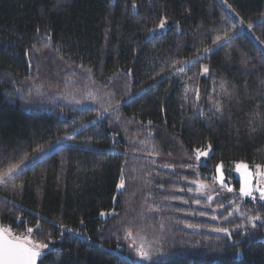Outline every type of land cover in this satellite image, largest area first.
Masks as SVG:
<instances>
[{
    "label": "trees",
    "instance_id": "16d2710c",
    "mask_svg": "<svg viewBox=\"0 0 264 264\" xmlns=\"http://www.w3.org/2000/svg\"><path fill=\"white\" fill-rule=\"evenodd\" d=\"M228 3L264 41V0ZM131 4L0 0V170L8 166L3 157L16 163L65 134L76 143L0 185V227L21 236L38 225L32 238L55 245L44 264H264V201L240 193L233 170L237 161L264 165L259 117L256 131L250 128L251 114H264L259 44L237 33L167 79L172 61L191 59L216 35L236 31L237 22L220 0ZM162 14L166 33L147 42V29ZM243 54L251 58L247 66ZM202 65L207 76L197 75ZM129 69L130 77L123 74ZM222 80L232 98L220 91ZM188 86L199 88V100L192 92L184 99ZM214 100L222 102V115ZM209 144L207 162H198L195 149ZM174 150L186 159L161 160ZM257 215L262 219L253 228L249 217ZM216 228L230 229L231 237ZM130 239L153 259L139 262Z\"/></svg>",
    "mask_w": 264,
    "mask_h": 264
},
{
    "label": "snow or ice",
    "instance_id": "6c2138e0",
    "mask_svg": "<svg viewBox=\"0 0 264 264\" xmlns=\"http://www.w3.org/2000/svg\"><path fill=\"white\" fill-rule=\"evenodd\" d=\"M223 4L227 6L228 9L231 10L232 13L235 14V17L237 18V24L232 25V27L235 29L237 25H239V32H249L252 34L253 39L257 41V43L260 46V54L264 55V41H260L258 37L254 35V33H251V30L253 29L254 25L252 23L245 24L244 20L242 18H239V13H236L235 9L232 8V5L228 3V0H222ZM132 8H136V0H132L131 4ZM177 27L179 25V22H174ZM169 21L168 17L166 15H161L158 22L155 24V27L148 28L147 29V36L145 37V40L147 42H151L152 39H156L160 37L161 35L165 34L168 29ZM237 35L236 31H227L225 30L223 35H216L211 40V46L204 47L202 50H197L195 55L191 59L183 60V61H172L170 63L171 71L167 74V79H171L174 76H180L182 73L186 71V69L191 68L193 65L198 64L201 59H205L208 57V55L216 50H219L221 47L227 45L229 42L233 41ZM45 40L50 41L51 36H45ZM45 48H50V44H45ZM35 51L39 52L40 49L36 48ZM250 57L247 56V54H243L240 60V63L244 66H247L250 61ZM30 63V61H29ZM161 72H164V68L161 67L160 71L156 73V75H160ZM124 75L131 76V69L127 73H123ZM209 74V67L207 65H202L200 68L199 73L197 75H204L207 76ZM150 79H154L153 76L149 77ZM160 80H165L164 76L160 77ZM160 81H156V83H159ZM226 81H221L219 85L220 91L223 93L224 96L232 98L233 92L229 91L226 87ZM261 84H264V81H261ZM155 85H148V88L154 87ZM234 87V86H233ZM217 89L213 87V92H216ZM189 92H192L194 94V98L196 100L200 99V93L199 88L194 86H188L184 88V99H188ZM264 95V93H262ZM88 98L95 100L96 97L92 93H88ZM132 97H129L131 99ZM213 108L217 113L223 114L222 109V102L220 100H214L213 101ZM259 108V106H257ZM108 109H103V112H107ZM252 119L250 120V128L252 132L256 131V128L253 126L254 121L257 117L260 118V125L261 127H264V114H262L259 110L254 111L251 114ZM151 123V121L149 122ZM70 137H59L56 141L50 143L47 145V147H37L33 150V156L29 157L25 155L23 158L19 159L18 162L12 163L11 160L12 157H3L2 159L4 161H7L8 166L0 170V185H7L9 184L13 178L17 174H22L25 169H27L30 166H35L38 162L42 160V158L47 157L49 152L56 149L58 145H60L61 141H66ZM208 149L211 148V145L209 144ZM0 152H2V149H0ZM196 159H200L201 157H207L208 151L197 148L195 149ZM257 169V173H253L249 169V165L244 162H239L236 164V168L240 171L241 179H242V186L240 188V193H242L246 197H251L252 200L257 199V195L254 193H258V198L261 201H264V186H261L264 184V165H255L254 166ZM223 165L221 164L217 171L220 173V175L217 177L219 182L221 184L224 183L223 181V171H222ZM254 175H258L260 179L256 181V184H253V177ZM124 186V181L121 179L119 187ZM13 187H20L13 185ZM207 187L205 184H201L200 188L203 189ZM228 191H232L231 188L228 189ZM211 199V197H209ZM223 207V205H220ZM100 215L104 216L107 215L106 213H100ZM262 217L260 216H251L249 217L250 222L252 223V227H256V222L260 221ZM83 223V221H81ZM62 230L72 231V229H66L64 225L60 226ZM191 227V225H190ZM240 228H243V225L238 226ZM39 228L37 225L34 229L33 227H27L25 230L24 235L16 236L11 233L9 229L0 227V264H44V261L51 256L54 253L55 245L54 242L50 240V243H53V247H49V243H41L38 241H35L32 238V234L34 231H36ZM216 232H223L226 233L229 237H231L232 232L228 228H216L214 229ZM128 236H131L132 233L129 231ZM137 255L142 258L145 261H151L153 258L149 254L148 251L144 250V247L141 246L137 250Z\"/></svg>",
    "mask_w": 264,
    "mask_h": 264
},
{
    "label": "rangeland",
    "instance_id": "374dc122",
    "mask_svg": "<svg viewBox=\"0 0 264 264\" xmlns=\"http://www.w3.org/2000/svg\"><path fill=\"white\" fill-rule=\"evenodd\" d=\"M220 1L222 2V0H220ZM222 3H223V2H222ZM225 6H226V5H225ZM226 7H227V6H226ZM227 9H228V8H227ZM228 10H229V12L231 13V15L233 16V18H234V19L236 20V22H237V18L235 17V14L232 13L230 9H228ZM239 18H241V17L239 16ZM244 22H245V24H247V23H252V22H246V21H244ZM236 32H237V33H240V32H239V25H238V27H237V29H236ZM247 33H249V32H247ZM251 33H254V32H253V29L251 30ZM249 34H250V33H249ZM250 35H252V34H250ZM254 35H255V34H254ZM255 36H256V35H255ZM65 136L70 137V138L67 139L66 141H61L60 145H58L57 148L60 147L61 145H75V144H76V143L73 142L72 139H71V137H72V133L65 134V135L62 136V137H65ZM205 150L208 151V156H207V157H201L199 160L197 159L198 162H201V163H206V162H207V159H208V157L210 156V154H211V152H212V149H211V148L208 149V147H207ZM184 159H186V157H184V155H182V153L179 152V151H177V150H174L173 152L169 153V155H164V156H162V158H161V160H164V161H167V162H172V163L183 162ZM239 162H244V161H237V162H235V163H234V169H233V170H234L235 177H237V178L240 179L241 186H242L241 174H240V171L236 168V164H238ZM244 163H246V162H244ZM221 164L223 165V163H219V164L217 165V168H218ZM246 164H248V163H246ZM248 165H249V169H250V171H252L254 174L257 173V169H256L254 166H255V165H260V164H255V165L248 164ZM222 171H223V181H224V183L221 184V183L219 182V180L216 179L217 183H218L220 186H222V185H226V183H227V181H226V176H225V173H224V165H223ZM219 175H220V173L217 171V177H218ZM258 179H260V177H259L258 175H254V177H253V184H254V185L256 184V181H257ZM261 186H264V184H262ZM119 188H120V187H119ZM223 188H224V187H223ZM229 188L232 189V185H229L228 187H226V188H225V191H228ZM240 188H241V187H240ZM223 191H224V189H223ZM230 192H231V191H228L227 193L230 194ZM254 194L258 196V193H254ZM13 235H14V234H13ZM129 241H130V244H129V245H130V247H129L130 251L133 252V253L136 255V257H137V259H138L139 262H140V261L142 262L143 259L140 258V257L137 255V250H138L139 248L135 245V242H134L132 239H130Z\"/></svg>",
    "mask_w": 264,
    "mask_h": 264
}]
</instances>
